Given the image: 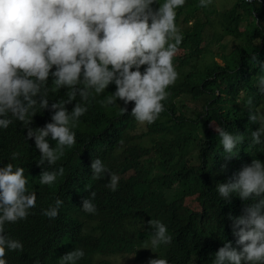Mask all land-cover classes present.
Segmentation results:
<instances>
[{
  "label": "trees",
  "instance_id": "trees-1",
  "mask_svg": "<svg viewBox=\"0 0 264 264\" xmlns=\"http://www.w3.org/2000/svg\"><path fill=\"white\" fill-rule=\"evenodd\" d=\"M222 1L218 20L213 19L216 9L200 7V0H185L176 9V26L183 36L173 58L178 59L179 75L162 101L165 110L154 123H144V130L131 115L134 102L125 106L118 99L105 104V98L116 91L114 83L103 93L92 91L87 112L72 128L76 143L65 146L54 165L38 166L40 152L34 138H25L23 122L12 118L7 129L0 128V167L7 163L23 167L27 191L37 194L26 219L5 224V233L23 244V251L6 250L7 264H60V257L74 248L85 252L77 264H112L110 259L127 257L213 264L215 253L226 242L239 247L229 217L244 215L257 200L233 195L225 201L216 185L235 180L253 159L264 162V136L261 144L252 143L251 133L260 125L249 120L250 111L264 113V94L258 90L264 72L257 63L264 62V0ZM162 3L157 0L153 7ZM67 91L57 89L50 76L49 106L66 100ZM76 102H81L79 96L66 105L69 112ZM36 112L29 127L51 122L50 108L37 106ZM215 127L245 137L230 160ZM47 139L51 147L57 146L51 137ZM13 152L20 154L15 160ZM97 158L119 177L115 191L106 186L109 174L93 177L91 163ZM224 164L227 167L222 169ZM60 167L64 174L53 184L40 183L42 171ZM91 192L96 193L95 213L82 208ZM58 198L63 204L58 216L50 219L43 212ZM151 219L166 225L170 244L152 247L154 229L147 223Z\"/></svg>",
  "mask_w": 264,
  "mask_h": 264
},
{
  "label": "clouds",
  "instance_id": "clouds-1",
  "mask_svg": "<svg viewBox=\"0 0 264 264\" xmlns=\"http://www.w3.org/2000/svg\"><path fill=\"white\" fill-rule=\"evenodd\" d=\"M157 0H0V128L7 129L15 118L27 128L26 139H33L40 152L38 166L54 165L64 154L65 146L76 143L72 131L76 121L88 108L86 102L92 95L103 93L110 84L116 91L105 98L106 105L119 99L128 105L134 102L131 115L140 123H154L165 110L162 101L169 95L167 89L178 78L173 58L183 36L176 26V9L185 0H164L158 8ZM211 0H200V7H207ZM174 41V42H172ZM252 59L256 61V56ZM264 72V62H258ZM146 66L141 71V67ZM54 69V70H53ZM134 69V70H133ZM57 89L67 88V99L49 106L47 84L49 77ZM83 87H80V85ZM259 92L264 94V76L259 79ZM81 102L68 111L66 105ZM252 99L247 101L251 107ZM41 110L53 112L51 122L35 129L29 127L32 117ZM126 114L127 107L121 108ZM31 115V119H27ZM249 120L258 122L252 131V143L259 145L264 136V113L253 110ZM223 150L230 160L237 145L244 142L243 134H232L215 127ZM57 143L51 147L47 138ZM20 154L12 153L15 160ZM227 164L222 165L225 169ZM94 178L109 174L106 185L116 190L119 177L109 173L97 158L91 163ZM64 168L44 170L40 183L51 185ZM23 167L7 163L0 167V264H7L6 250L23 251V244L5 233L6 223L26 219L36 205L37 194L28 192ZM216 189L225 201L233 195L241 200L256 199L245 209V214L232 219V242H226L215 253L213 264H264V162L253 159L237 174L235 180L218 183ZM85 198L82 208L95 213L96 205ZM258 198V199H257ZM63 201L44 210L50 219L58 216ZM154 229L151 237L153 248L170 244L172 237L165 224L149 220ZM85 256L81 248L60 257V264H77ZM148 264H168L167 259H150Z\"/></svg>",
  "mask_w": 264,
  "mask_h": 264
},
{
  "label": "rangeland",
  "instance_id": "rangeland-1",
  "mask_svg": "<svg viewBox=\"0 0 264 264\" xmlns=\"http://www.w3.org/2000/svg\"><path fill=\"white\" fill-rule=\"evenodd\" d=\"M222 2H223L222 0H218V1L217 0H211V3L209 4L210 8H215L217 11V14L215 16H213L214 20H218L220 18ZM213 48H215V46H213ZM214 59L220 63L219 58H214ZM210 60H211V56L207 55L205 58V62H209ZM177 62H178V59H173V65L175 68L177 67ZM176 71L178 72V75H179V71L178 70H176ZM144 127H145L144 123H141L139 126V130L140 131L144 130ZM150 259H152V257H149V258L146 257V258H141V259H137V257H135V259H134V257H127V258L118 259V260L110 259V262L112 264H148Z\"/></svg>",
  "mask_w": 264,
  "mask_h": 264
}]
</instances>
